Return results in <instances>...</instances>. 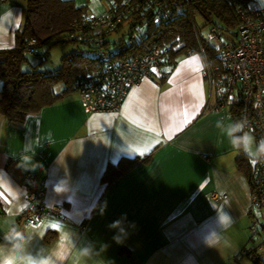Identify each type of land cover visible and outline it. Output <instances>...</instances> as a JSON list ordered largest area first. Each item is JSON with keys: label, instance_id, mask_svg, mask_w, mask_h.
<instances>
[{"label": "crops", "instance_id": "obj_1", "mask_svg": "<svg viewBox=\"0 0 264 264\" xmlns=\"http://www.w3.org/2000/svg\"><path fill=\"white\" fill-rule=\"evenodd\" d=\"M72 1L96 15L106 8L102 0ZM24 17L23 0H0V49L14 46ZM203 67L198 53L179 56L163 82L153 72L130 87L115 112L88 113L70 92L21 125L0 114V226L9 219L27 226L35 233L31 251L59 245L67 264L82 248L94 255L81 264H252L248 249L264 258V232L257 242L249 232L251 186L237 163L243 153L216 127L235 119L226 108H209ZM129 162L115 180H102L107 164ZM25 173L42 181L46 204L63 206L61 216L19 222ZM61 180L67 190L57 192ZM117 220L123 243L113 239L120 230L109 227ZM213 233L221 237L217 248L206 243ZM3 237L0 230V244Z\"/></svg>", "mask_w": 264, "mask_h": 264}, {"label": "built area", "instance_id": "obj_2", "mask_svg": "<svg viewBox=\"0 0 264 264\" xmlns=\"http://www.w3.org/2000/svg\"><path fill=\"white\" fill-rule=\"evenodd\" d=\"M102 1L107 3L104 12L100 15L87 12L69 34L71 39L90 44L98 64L95 70L78 76L72 84L88 113L117 111L130 87L151 77L162 61L157 47L148 48L141 57L124 58L105 41L115 34L116 38L128 41L141 40L147 36L150 22H159L170 11L162 0ZM234 9L239 22L232 33L210 26L206 35L200 34L213 45L215 54V61L205 62L201 73L213 99L209 108L214 111L226 108L236 119H246L248 130L259 140L264 138V5L256 0H241L234 3ZM139 13L148 16L140 18ZM125 25L127 28L123 31ZM32 44L33 41H29V45ZM250 164L248 215L249 232L254 237L264 209V159L250 160ZM21 182L27 192L26 205L18 213L19 222L34 225L47 215L61 216L62 205L46 204L42 181L25 173ZM211 197L223 198L216 193Z\"/></svg>", "mask_w": 264, "mask_h": 264}, {"label": "trees", "instance_id": "obj_3", "mask_svg": "<svg viewBox=\"0 0 264 264\" xmlns=\"http://www.w3.org/2000/svg\"><path fill=\"white\" fill-rule=\"evenodd\" d=\"M25 17L20 29L15 32V44L9 49H0V114L9 123L21 125L30 115L37 114L43 107L58 101L72 89L73 81L80 75L97 68L90 44L69 38L74 25L84 20L87 10L77 7L72 0H23ZM120 1V0H118ZM241 0H162L170 7L169 14L159 22L148 25V34L141 40L128 41L122 38H108L105 43L121 52L120 57H141L150 47H157L162 54L158 69L159 80L175 65L179 56L189 53L201 55L204 63L214 62V47L200 34L206 27L215 26L225 33H232L239 22L234 3ZM140 18L147 14L139 13ZM142 15V16H141ZM201 20V25L197 24ZM143 20H140L142 22ZM29 41H33L29 45ZM69 41L81 45L76 51L63 55L61 65L54 70H41L29 62L28 56L40 53L42 45ZM31 49V52H28ZM154 71V72H155ZM61 83V91L56 86ZM233 115V114H232ZM236 120V117L234 116ZM239 168L251 181L250 160L246 155L237 157ZM132 165L107 164L103 181L110 183ZM264 232V220L258 222V236ZM256 236H251L254 239ZM261 245H264L262 241ZM252 264H264L256 249L246 250Z\"/></svg>", "mask_w": 264, "mask_h": 264}, {"label": "clouds", "instance_id": "obj_4", "mask_svg": "<svg viewBox=\"0 0 264 264\" xmlns=\"http://www.w3.org/2000/svg\"><path fill=\"white\" fill-rule=\"evenodd\" d=\"M216 127L220 130V134L226 137L233 149L242 152L250 160L256 162L264 159V138L259 140L252 134L250 126L246 119H224L217 120ZM49 134V142H50ZM27 150V149H26ZM57 192L67 190L66 181L61 180L55 185ZM126 218V217H125ZM223 228L229 226L230 218L224 216L220 218ZM0 230L4 232V244H0V264H67L69 257L62 255L59 251V245L55 248L44 247L36 250H30V243L33 240L34 232L27 229V226L21 228L13 220H5ZM110 228H118L121 235L114 236L113 239L117 243H123V238L126 236L125 230L122 227V221L117 220L109 225ZM206 243L210 247H218L221 243L220 235L213 233L206 238ZM225 246L229 245L227 240L223 241ZM94 255L91 248H82L78 250V256L75 264H81L84 258H91Z\"/></svg>", "mask_w": 264, "mask_h": 264}, {"label": "rangeland", "instance_id": "obj_5", "mask_svg": "<svg viewBox=\"0 0 264 264\" xmlns=\"http://www.w3.org/2000/svg\"><path fill=\"white\" fill-rule=\"evenodd\" d=\"M104 4L107 6L106 2H104ZM201 23H202L201 20L197 19V24L201 25ZM123 28L124 31L126 30L127 26L125 25ZM206 32H207V28L205 27L201 33L202 35H206ZM112 37L115 38L116 34ZM80 46L81 45L69 41L59 42L52 45L46 43L45 45H42V47L39 48V51L40 53H43L48 49V54L44 55V57H42V55L28 56V59L32 65H37V67L41 70H54L61 65V59L63 55L70 53L72 51H76ZM58 87L61 88L62 84L59 83ZM261 213H264V209H262ZM262 220H264V218H260L259 222H262ZM262 236H264V234H262L261 237ZM256 237L258 238L255 239V242H257L260 236L258 235Z\"/></svg>", "mask_w": 264, "mask_h": 264}]
</instances>
